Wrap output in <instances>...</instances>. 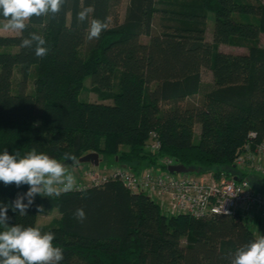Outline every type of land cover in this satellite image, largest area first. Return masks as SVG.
I'll use <instances>...</instances> for the list:
<instances>
[{
  "label": "trees",
  "instance_id": "1",
  "mask_svg": "<svg viewBox=\"0 0 264 264\" xmlns=\"http://www.w3.org/2000/svg\"><path fill=\"white\" fill-rule=\"evenodd\" d=\"M121 1L68 0L56 17L33 18L17 35L0 34V153L24 155L35 147L68 166L65 154H72L77 167L86 165L79 162L83 155L98 152L135 172L157 166L164 155L197 174L238 175L237 154L246 143L264 141V0H129L120 21ZM88 6L89 19L108 23L91 41L88 22L77 19ZM31 32L45 37L48 55L21 46ZM224 44L247 51L227 52ZM17 64L20 89L13 92ZM203 68L212 72L211 83L203 81ZM153 131L161 141L158 154L146 149ZM240 175L264 189L260 175ZM27 190L0 182V202L10 204ZM78 208L86 213L83 222L74 216ZM54 212L58 216L41 226L55 233L61 264H230L239 247L259 238L240 214L169 215L149 194L118 179L58 197L37 195L27 215L9 207V223L35 226L39 215Z\"/></svg>",
  "mask_w": 264,
  "mask_h": 264
},
{
  "label": "clouds",
  "instance_id": "2",
  "mask_svg": "<svg viewBox=\"0 0 264 264\" xmlns=\"http://www.w3.org/2000/svg\"><path fill=\"white\" fill-rule=\"evenodd\" d=\"M67 3L68 0H0V16L6 21L3 27L22 33L29 28L33 18H54ZM92 13L91 6L82 7L77 13L78 21L88 22L86 38L89 41L99 39L108 29L105 20L89 19ZM21 46L34 47L37 57H44L49 52L45 37L37 32L24 37ZM67 160L73 165L77 163L72 154H65ZM0 182L17 187L28 185L27 192L18 194L10 204L0 202V226L3 228L0 230V264H61L64 251L54 246L55 233L43 231L38 224L27 227L10 224L8 209L11 207L19 215H27L37 195L52 198L73 191L77 185L74 168L69 169L65 162L35 147L24 155L20 151L12 154L5 149L0 153ZM39 211H43L42 206ZM74 216L80 222L86 219L83 208H78ZM230 264H264V236L239 247Z\"/></svg>",
  "mask_w": 264,
  "mask_h": 264
},
{
  "label": "built area",
  "instance_id": "3",
  "mask_svg": "<svg viewBox=\"0 0 264 264\" xmlns=\"http://www.w3.org/2000/svg\"><path fill=\"white\" fill-rule=\"evenodd\" d=\"M255 136V132L249 134V137ZM146 149L159 153L161 141L155 131L151 132ZM176 164H180L176 158L164 155L158 156L157 166L139 172L120 163L107 170H101L100 164L86 163L74 169L77 185L73 191L118 179L129 190L145 192L156 199L166 214L186 213L196 217L240 214L254 232L264 236V191L254 186L249 175H240L246 172L264 178V141L253 146L246 143L237 154L234 166L239 170L238 175L227 176L222 172L217 177L213 171L197 175L171 172L169 166Z\"/></svg>",
  "mask_w": 264,
  "mask_h": 264
},
{
  "label": "rangeland",
  "instance_id": "4",
  "mask_svg": "<svg viewBox=\"0 0 264 264\" xmlns=\"http://www.w3.org/2000/svg\"><path fill=\"white\" fill-rule=\"evenodd\" d=\"M129 0H122L119 6V20L122 21L124 19L125 16V12H126V8L128 6ZM156 23H157V17H156ZM4 23H6L5 20H1L0 19V34L3 35H9V34H15L17 33L16 31H13L11 29H5L3 27ZM214 25H215V15L214 13H210L209 17L207 19V35L208 38H211L212 34H213V29H214ZM157 30V29H156ZM143 40H147L146 36L142 37ZM259 44L261 46H264V33H262L260 35L259 38ZM221 49L227 52H234V53H243L247 51V47L246 46H241V45H236V46H232V45H221ZM202 78L203 80L206 81H210L212 79V72L208 69V68H203L202 69ZM20 80H21V75H20V65L17 64L14 66V73H13V92H18L20 87ZM90 82H91V78L87 77L85 80V84L87 86H90ZM27 92L31 93L34 90V67H33V72L31 73V77L28 79L27 81ZM86 96L92 100V101H98V95L94 92H86L85 93ZM81 99H86L84 92L81 93L80 95ZM105 102H112V100H105ZM186 100L182 99L180 100L179 104L180 106H184ZM200 131H201V125L200 124H196L195 126V133H194V141L198 142L199 138H200ZM116 163H114L113 159L109 158V157H105L101 163L99 168L101 170H107L108 168H111L112 166H114ZM68 166V165H67ZM68 168L70 169H76L75 166L73 164L69 165ZM75 171V170H74ZM189 175H197V172H189L187 173ZM262 183V182H261ZM264 186V184H263ZM258 190L264 191V189L262 188H257ZM156 200V199H155ZM58 216L57 212H54L53 214H41L39 215L38 218V224L40 225H44V224H48L54 217ZM255 234L260 238L261 237V233L260 232H255Z\"/></svg>",
  "mask_w": 264,
  "mask_h": 264
},
{
  "label": "water",
  "instance_id": "5",
  "mask_svg": "<svg viewBox=\"0 0 264 264\" xmlns=\"http://www.w3.org/2000/svg\"><path fill=\"white\" fill-rule=\"evenodd\" d=\"M102 158L98 152H89L79 158L80 163H91L93 165L98 166L101 162ZM169 170L171 172H197L198 169L196 167L186 166L185 164H176L169 166ZM237 178V177H236Z\"/></svg>",
  "mask_w": 264,
  "mask_h": 264
},
{
  "label": "crops",
  "instance_id": "6",
  "mask_svg": "<svg viewBox=\"0 0 264 264\" xmlns=\"http://www.w3.org/2000/svg\"><path fill=\"white\" fill-rule=\"evenodd\" d=\"M17 34H20V32H17L15 34H11V35H17ZM210 39V38H209ZM204 81V80H203ZM213 81V76H212V79L210 81H206V83H211ZM205 82V81H204Z\"/></svg>",
  "mask_w": 264,
  "mask_h": 264
}]
</instances>
